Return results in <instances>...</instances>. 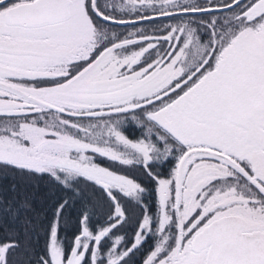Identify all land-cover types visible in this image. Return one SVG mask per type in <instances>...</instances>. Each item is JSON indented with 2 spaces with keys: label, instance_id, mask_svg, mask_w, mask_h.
Here are the masks:
<instances>
[{
  "label": "snow or ice",
  "instance_id": "snow-or-ice-1",
  "mask_svg": "<svg viewBox=\"0 0 264 264\" xmlns=\"http://www.w3.org/2000/svg\"><path fill=\"white\" fill-rule=\"evenodd\" d=\"M0 264H264V0H0Z\"/></svg>",
  "mask_w": 264,
  "mask_h": 264
}]
</instances>
